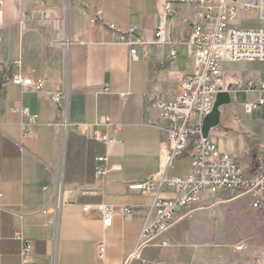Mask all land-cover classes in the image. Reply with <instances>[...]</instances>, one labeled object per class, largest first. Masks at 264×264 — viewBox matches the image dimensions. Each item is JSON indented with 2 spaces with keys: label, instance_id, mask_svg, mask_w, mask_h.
<instances>
[{
  "label": "crops",
  "instance_id": "crops-1",
  "mask_svg": "<svg viewBox=\"0 0 264 264\" xmlns=\"http://www.w3.org/2000/svg\"><path fill=\"white\" fill-rule=\"evenodd\" d=\"M37 10L45 16L31 19ZM197 10V5H176L166 20V41L156 43L160 0H0V264H122L136 251L144 225L155 218V196L129 185L161 171L170 136L161 126L157 103L173 101L185 75L193 71V50L186 39ZM107 23L138 28L132 36L144 42L137 44L138 58L131 56L129 44L116 40ZM17 73L43 79L44 89L36 92L12 83ZM225 77L235 94L243 89L237 82L244 78ZM64 90L69 99L57 103L54 94ZM230 106L221 108L219 125L227 133L235 132ZM22 107L38 116L35 137L25 135L27 118L18 111ZM66 107L71 125L65 136L61 124ZM105 116L112 117L108 135L118 142L95 139L96 123ZM105 155L109 172L99 178L102 163L97 159ZM231 155L248 175L264 164L261 146L243 156ZM192 170V158L179 154L167 176ZM59 185L62 202L54 211ZM160 195L179 193L163 188ZM101 203L115 208L111 227L93 209L84 210ZM205 205L192 218L179 213L163 236L169 245L143 247L131 264H145L154 251L172 252L168 260L162 258L165 263L194 264L196 226L190 221ZM120 207L131 211L121 214ZM19 234L34 244L25 263ZM101 242L107 247L105 259L99 257ZM203 246L208 250L209 243Z\"/></svg>",
  "mask_w": 264,
  "mask_h": 264
},
{
  "label": "built area",
  "instance_id": "built-area-1",
  "mask_svg": "<svg viewBox=\"0 0 264 264\" xmlns=\"http://www.w3.org/2000/svg\"><path fill=\"white\" fill-rule=\"evenodd\" d=\"M182 3L197 5L196 21L194 28L188 32L186 42L193 50V71L185 75L181 81L177 97L170 102L159 101L157 108L161 111L160 123L169 134L166 144L161 171L152 179L144 182H135L129 185L130 189L155 196L153 208L156 212L154 220L146 223L142 229L136 251L129 255L122 264H131L134 259L140 258V250L150 244L167 246L169 242L163 238L171 228L176 216L186 211L181 218H192L194 212L203 206L205 190L212 197H217L224 191L235 196H244L252 208L264 206V164H261L252 174L248 175L243 164L228 152L218 150L215 142L209 137H204L203 121L215 106L220 92L229 91L232 96L236 89L230 88L229 81L222 70V61L254 62L264 61V25L263 28H241L232 26V21L239 18L241 11L244 13L257 12L264 22V0H160L162 22L156 31V43L166 41V20L175 13V6ZM102 11H97L101 16ZM31 19L45 16L43 10H37L30 15ZM97 16L92 17L93 24L97 23ZM115 34L116 40L125 42L131 47V56L138 58L137 44L144 43L133 41L132 36L138 32L136 26L123 28L117 23H107ZM177 52H171L176 57ZM12 83L32 91H42L45 87L43 79H33L17 73L12 77ZM237 84H241L238 81ZM247 91L257 90L261 97L257 101L245 104L247 112H253L258 106L264 105V81L255 84L249 82L245 85ZM69 90L56 92L54 100L59 103L63 98L69 99ZM126 97V94H122ZM65 110V119L61 124L63 134L69 133L70 125L67 118L68 108ZM18 111L27 118L23 122L25 135L35 137L33 128L37 124L38 116L31 113L27 107ZM112 123L111 116L101 117L96 123L95 139L105 144L118 142L108 135ZM192 158L193 170L190 174L168 178V170L173 165L176 157L182 153ZM102 163L97 168V177H104L109 172L110 159L108 155L97 159ZM111 169H116L112 166ZM48 189V187H45ZM163 188H173L179 195L163 197L160 191ZM1 196V194H0ZM62 202V188L57 189V200L54 211H59ZM96 211L103 219L105 227L113 225L115 208L108 204H97L93 207L86 205L85 211ZM131 211L130 207H120L121 214ZM22 242L21 257L23 262L30 260L34 244L25 239L21 234L17 236ZM106 243L99 245V257L106 258ZM145 262V261H144ZM166 264V263H162Z\"/></svg>",
  "mask_w": 264,
  "mask_h": 264
},
{
  "label": "rangeland",
  "instance_id": "rangeland-1",
  "mask_svg": "<svg viewBox=\"0 0 264 264\" xmlns=\"http://www.w3.org/2000/svg\"><path fill=\"white\" fill-rule=\"evenodd\" d=\"M231 24L260 29L264 22L257 12L241 11L239 18ZM221 67L228 76L238 74L242 77V72L243 89L234 94L230 106L235 132L227 133L218 126L217 130L211 132L210 138L222 152L228 150L231 154L242 156L252 148L256 152L259 146L264 147V105L258 106L253 112L246 111L245 104L257 101L259 93L257 90L247 91L245 85L253 82L256 86L263 81L264 62L222 61ZM204 194L203 203L206 208L196 213L194 220L190 221L196 226L192 233V241L196 244L194 264H264V206L254 209L246 197H237L228 191L217 197L209 195L207 190ZM171 240L176 241L173 238ZM205 242L209 243L208 250L203 246ZM154 252L152 257L146 258L148 262L145 264H162L165 263L162 258L168 260L172 255L171 251ZM166 264L176 262L168 261Z\"/></svg>",
  "mask_w": 264,
  "mask_h": 264
},
{
  "label": "water",
  "instance_id": "water-1",
  "mask_svg": "<svg viewBox=\"0 0 264 264\" xmlns=\"http://www.w3.org/2000/svg\"><path fill=\"white\" fill-rule=\"evenodd\" d=\"M231 86L229 87V89ZM232 102V94L229 91L220 92L217 96V100L213 111L207 115L203 121L202 131L204 137H209L211 130L218 127L222 120L223 106L229 105Z\"/></svg>",
  "mask_w": 264,
  "mask_h": 264
},
{
  "label": "trees",
  "instance_id": "trees-1",
  "mask_svg": "<svg viewBox=\"0 0 264 264\" xmlns=\"http://www.w3.org/2000/svg\"><path fill=\"white\" fill-rule=\"evenodd\" d=\"M181 155H183V154H187V152L185 151V152H182V153H180Z\"/></svg>",
  "mask_w": 264,
  "mask_h": 264
}]
</instances>
